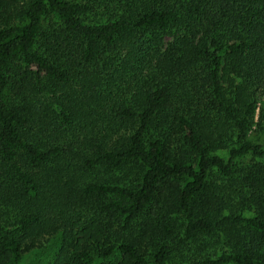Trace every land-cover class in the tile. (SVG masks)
<instances>
[{"label":"trees","instance_id":"trees-1","mask_svg":"<svg viewBox=\"0 0 264 264\" xmlns=\"http://www.w3.org/2000/svg\"><path fill=\"white\" fill-rule=\"evenodd\" d=\"M264 264V0H0V264Z\"/></svg>","mask_w":264,"mask_h":264},{"label":"rangeland","instance_id":"rangeland-1","mask_svg":"<svg viewBox=\"0 0 264 264\" xmlns=\"http://www.w3.org/2000/svg\"><path fill=\"white\" fill-rule=\"evenodd\" d=\"M59 238L54 237L46 242H43L39 248L34 249L23 255V264H51V260L58 248ZM119 256L115 257L111 264H116Z\"/></svg>","mask_w":264,"mask_h":264}]
</instances>
